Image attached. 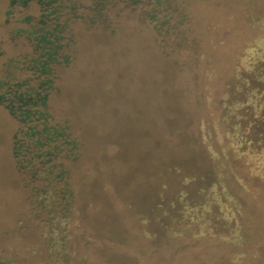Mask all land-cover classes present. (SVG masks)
Listing matches in <instances>:
<instances>
[{
  "label": "rangeland",
  "instance_id": "1",
  "mask_svg": "<svg viewBox=\"0 0 264 264\" xmlns=\"http://www.w3.org/2000/svg\"><path fill=\"white\" fill-rule=\"evenodd\" d=\"M5 3L0 0V79L14 73L12 60L29 52L23 41H10L14 25L2 26ZM167 3V23L159 35L135 32L123 37L126 59L119 55L112 60V51L106 52L109 60L102 58L100 65L109 82L91 80L94 86L102 84V95L85 84L87 101L97 96V104L75 103L77 114L70 100L60 96L52 101L57 120L65 112L77 114L76 119L91 118L85 164L93 187L84 186L82 179L75 181L82 197L76 198L75 206L86 221L80 234L89 245L77 244L74 236L72 251L77 244L91 264H226L230 248L219 240L193 239L209 219L208 203L213 202L224 212L215 213L217 218L227 219V210L234 207L243 229L252 234L246 252L250 257L259 253V264H264V149L258 151L250 143L239 148V138L228 137L230 126L221 120V99L236 65L249 42L263 35L264 0ZM123 62L135 67L128 79L117 76ZM75 74L72 68L63 76L67 98L74 97ZM16 130L17 122L0 105V264H49L54 256H48V227L41 222L45 211L34 218L16 169ZM204 134H210L206 141ZM177 188L193 200L176 209H155L160 200L172 201ZM101 189L110 195L108 208L95 194ZM109 209L120 217L124 230L119 232H124L126 243L117 231V238L105 236ZM160 217L168 220L155 231L153 223ZM140 218L152 226L142 228ZM189 220L200 225L191 228ZM220 222L215 219L210 227L221 233Z\"/></svg>",
  "mask_w": 264,
  "mask_h": 264
},
{
  "label": "trees",
  "instance_id": "2",
  "mask_svg": "<svg viewBox=\"0 0 264 264\" xmlns=\"http://www.w3.org/2000/svg\"><path fill=\"white\" fill-rule=\"evenodd\" d=\"M168 1L6 0L2 26L14 25L10 30V41H23L29 52L19 60H12L14 73L0 79V105L17 122L13 137V156L21 183L27 191L33 216L38 220L42 211L46 214V219L41 222L48 227V256H54L49 264H70L69 258L77 260L79 264H91L88 256L77 247L81 242L85 248L89 241L80 234L86 221L79 216L78 205L75 206L76 198H82L75 181L82 179L87 188L93 187L94 183L85 164L87 139L92 133L91 118L76 119L75 115L79 114L80 109L75 103L79 106L86 103L82 107L94 101L97 104V96L87 101L86 87L94 88V92L102 95V84L94 86V82L91 83V80H98L99 83L109 80L108 72L100 65L102 58L114 60L120 55L126 59L128 47H125L123 37L135 32H149L152 36L155 32L159 35L163 25L167 23L163 12L170 8ZM257 21L256 19L252 23ZM261 31L263 35L247 45L236 65L230 86L221 99V120L231 130L228 137L232 134L237 136L239 148L247 147L250 143L258 151L264 149V26ZM156 37L153 38L154 41ZM110 50L112 52L108 58L106 52ZM133 65L123 62L116 71L117 76L128 79L129 71L133 68L135 70ZM72 68L76 70L71 78L75 93L73 98H67L63 76ZM60 96L71 101L72 112L77 114L65 112L63 118L57 120L51 108L52 101ZM209 135H203L205 141ZM241 151L244 153L245 150ZM101 190H96L95 194L100 197L98 200L103 203L105 201V208H108L106 198L110 195L108 190ZM184 191L177 188L172 193V201L160 200L155 209L165 206L176 209L177 205L192 201L193 198H189ZM116 196L113 194L111 198ZM219 205L208 203L210 208L212 206L207 211L209 219L197 234L194 233L193 239L219 240L230 248L228 260L224 261L226 264H244L249 260L246 264H259V253L255 252L250 257L245 250L252 238L251 232H245L240 219L235 215L234 207L233 210H227V219L217 218V213H224ZM109 208L112 210L110 204ZM107 216L105 236L114 235L112 239L122 236V242L126 243L124 232H119L121 228L124 230V226L117 221L120 217L111 211ZM181 218L185 220L184 216ZM215 219L221 221L219 224L224 228L221 233L210 227L211 221ZM138 220L136 221L142 228L152 226V222L146 218ZM166 220L168 219L158 218L157 224L153 223L155 231H161L160 225ZM93 222L95 224V220ZM197 225L200 224L189 220L191 228ZM183 233L181 231L179 234L182 236ZM74 236L77 238L75 252L70 244Z\"/></svg>",
  "mask_w": 264,
  "mask_h": 264
}]
</instances>
